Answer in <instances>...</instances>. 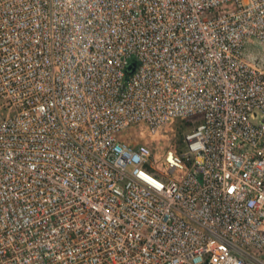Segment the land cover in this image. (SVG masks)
Wrapping results in <instances>:
<instances>
[{"label": "built area", "instance_id": "obj_1", "mask_svg": "<svg viewBox=\"0 0 264 264\" xmlns=\"http://www.w3.org/2000/svg\"><path fill=\"white\" fill-rule=\"evenodd\" d=\"M258 46L264 0H0V264H264Z\"/></svg>", "mask_w": 264, "mask_h": 264}, {"label": "rangeland", "instance_id": "obj_2", "mask_svg": "<svg viewBox=\"0 0 264 264\" xmlns=\"http://www.w3.org/2000/svg\"><path fill=\"white\" fill-rule=\"evenodd\" d=\"M251 51L261 57L264 55V48L261 46L251 47ZM198 120L197 116L187 119H175L166 123L155 133H149L144 128L139 130L135 126L127 128L124 131L130 134L129 141L131 143H145L150 147L152 158L156 160L157 163L156 168L161 169V167H163V156L166 150L169 148H177L178 129H180V134L183 137L182 141L185 144V135L194 128ZM123 133L124 132H122L121 135H123Z\"/></svg>", "mask_w": 264, "mask_h": 264}, {"label": "trees", "instance_id": "obj_3", "mask_svg": "<svg viewBox=\"0 0 264 264\" xmlns=\"http://www.w3.org/2000/svg\"><path fill=\"white\" fill-rule=\"evenodd\" d=\"M130 64H132L133 66H135L136 64H135V60H132L131 61V63ZM130 73L131 72H128L127 70H126V76H129L130 75ZM177 152H181L183 149H184V147H185V144L183 143V141H182V139H183V137L181 136V134H180V129H178V132H177ZM147 168L148 169H150L148 166H147Z\"/></svg>", "mask_w": 264, "mask_h": 264}, {"label": "water", "instance_id": "obj_4", "mask_svg": "<svg viewBox=\"0 0 264 264\" xmlns=\"http://www.w3.org/2000/svg\"><path fill=\"white\" fill-rule=\"evenodd\" d=\"M133 65L132 64H129L127 67H126V70L128 71V72H132V70H133Z\"/></svg>", "mask_w": 264, "mask_h": 264}]
</instances>
